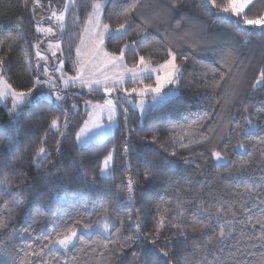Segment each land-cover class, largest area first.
Returning <instances> with one entry per match:
<instances>
[{"label": "trees", "instance_id": "16d2710c", "mask_svg": "<svg viewBox=\"0 0 264 264\" xmlns=\"http://www.w3.org/2000/svg\"><path fill=\"white\" fill-rule=\"evenodd\" d=\"M58 3L41 0L33 11L32 0L27 5L25 0H0V39L4 40L0 59L5 78L18 91L31 87L37 76L48 79L43 67H36L34 45L39 43V50L49 57L39 63L49 68V76L57 83L55 87L38 85L29 102L11 114L0 106V220L10 225L0 230V264H214L216 259L232 264L228 257L233 254L244 264H264V247L256 239L262 229L252 227L264 218V167L257 166L264 153V87L252 90L264 70V30L245 26L242 18L225 17L209 0H106L103 23L117 27L128 21L129 26L119 39L106 36L105 48L118 55L125 44L142 39L135 50L125 51L124 62L130 67L140 56L151 64L163 62L167 49H172L182 70L178 95L147 110L141 122L135 109L120 102L114 132L98 143L79 146L74 128L81 123L82 109L74 113L73 126L61 137L49 124L53 118L63 121L65 115H72L67 101L60 108L45 99L32 100L55 88L69 91L58 84L56 61L64 56L66 71H75V47L92 0L70 5L63 33L57 30L53 38L40 37L36 23L47 17L38 19L35 12L46 7L44 14L59 12L63 0ZM132 4L136 7L130 10ZM246 14L249 18L264 15V0H253ZM48 41H61L63 52L53 57L43 48ZM99 92L72 97L81 105L87 96L101 98ZM246 116L257 129L237 135L247 127ZM186 132L208 139L190 144ZM237 141L245 145L244 152L235 149ZM125 143L130 146L126 156ZM40 146L50 153L46 160L33 159ZM113 149L110 173L101 177L102 159ZM212 150L224 153L228 162L216 166ZM242 164L247 165V176L240 179L235 173ZM146 171L149 179H145ZM246 187L252 188L251 196ZM165 207L169 209L166 226L152 244ZM217 207L225 210L221 212L224 220L233 221V234L221 240L218 227L193 231L198 220L204 221L206 213L201 209L210 210L215 225ZM105 209L113 225L109 232L83 235L59 255L48 248L40 257L33 255L46 243L45 237H54V229L59 231L76 220L92 223ZM229 209L237 213L234 219L227 214ZM117 230L121 239L113 244ZM160 249L168 252L167 257Z\"/></svg>", "mask_w": 264, "mask_h": 264}, {"label": "snow or ice", "instance_id": "6c2138e0", "mask_svg": "<svg viewBox=\"0 0 264 264\" xmlns=\"http://www.w3.org/2000/svg\"><path fill=\"white\" fill-rule=\"evenodd\" d=\"M28 0H25V4L27 5ZM51 0H49V3ZM76 0H66V4L63 10L61 11H51V14L47 17L49 23L48 27H42L39 24L36 26V31L39 33H43L45 36H55L57 30L61 33L64 32L66 27V12L68 10L69 5H75ZM209 3L212 7L216 8L221 14H223L227 18H242L243 24L249 27L260 28L264 30V15H261L257 18H249L246 14V9L250 4L253 3V0H226L225 3L220 4L217 3V0H209ZM33 11L35 7L41 6V0H32ZM105 7V0H92L91 3V11L87 13V19L84 24L83 34L80 37V44L76 47V63L74 64L76 75L67 76L65 78V74L63 72L64 61L59 60V66L55 68L56 72L61 73L60 79L62 80L65 87L70 85H75L79 83L81 87H87L90 91L95 89H101L106 94L108 98L104 100L102 104H91V102H85L86 105L92 108V111L88 113L89 119L84 122V125L80 128L79 132L76 134V139L80 143H86L87 140L96 134L97 130L104 129L106 127H110L111 123L114 121L117 113L118 104L120 103V98L117 100H113L111 98L112 94L117 91H123L125 96L123 97V102L131 103L128 97L132 94H137L141 97L139 102L135 105L139 107L141 114L143 115L148 108L154 107L157 103L162 102L168 95V93L164 92L163 89L166 85H175L178 84L179 78L181 75V67L176 63L177 53L172 51V49H167L168 58L164 60V62L157 67H152L149 61L145 60V57L140 56L139 60L132 67H128L124 63V55L125 51L128 49L135 50V44L140 41H133L130 44H125L119 52V55L115 53H109L104 50V38L105 36L114 37L119 39L122 35H124L129 26V22L125 21L118 25L114 30L110 28V25L102 23V12ZM136 4L131 5V9H135ZM75 23V19H74ZM54 25V26H53ZM4 43V40L0 39V45ZM37 49L35 55L38 58L37 60V69L43 67V74L48 76V79L41 80L39 76H37L32 86L27 88L26 90H17L15 89L11 83L5 78L3 72V64L4 60L0 59V100H4L7 98H11L12 106L9 109V113L15 112L18 108L23 106L25 103L29 102L34 90L40 84H51L55 87V77L49 76V68L46 65H40V60H47L48 57L44 56L39 50L40 44L37 43L34 45ZM48 47L52 50V56L56 57L57 51L63 52L59 41L56 43H52L49 41ZM186 61L188 57H183ZM111 67L116 69L111 75L107 72L102 71ZM155 73V86L152 84H144L143 87L140 88H132L127 89L124 88L123 85L126 80H131L132 83H141L143 84L144 79H148L151 75ZM223 79V77H221ZM258 87H264V70L260 72V74L256 77L254 83L252 84V90L255 91ZM151 93L152 100L150 104H146L144 97ZM63 99L62 96L57 95L56 101H61ZM76 105H73L75 108ZM126 111V110H125ZM106 114L107 120L109 121L108 125L103 123V118ZM244 121L250 127L252 126L251 120L246 116L244 117ZM63 123L64 128L66 129L69 124V117L65 115L63 117V121H61L60 117H56L51 119L49 124L50 130H55L60 134V136L64 135V132L61 131V124ZM249 128L241 129L237 135L248 134ZM186 135L191 137L189 139V143H204L208 138L200 137L199 139L195 138L194 133L186 132ZM47 133H45V137L42 138L41 144L46 141ZM156 136H153V141H155ZM184 137H181L183 140ZM187 147V145H184ZM236 148L245 149V145L240 141H237ZM130 150V146L128 143L124 145V155L126 156ZM57 151H59V141L57 142ZM50 153L44 146H40L35 150L33 159L46 160ZM175 155V153H173ZM211 157L214 162L219 163L220 161H227V156L221 151L212 150L210 152ZM262 160L257 162L258 167H264V153H261ZM114 160V149L109 151L107 155L103 157L100 166V175L101 177L106 176L110 169L112 162ZM236 176L240 179H243L247 176V165H240L236 169ZM150 173L148 171L145 172V179H149ZM127 192L128 198L131 201L133 199V181L131 177H129L127 182ZM245 192L252 195V188L246 187ZM243 207V205H242ZM202 213H206L204 215V221L198 220L197 225L198 228H194L193 231H201L202 233L207 231H214L215 227L219 228L218 238L223 240L228 236H231L235 231L233 227L232 220H224L221 216V212L225 211L221 207L216 208V216L215 221L216 224H213V216L211 215L210 210L201 209ZM247 211V209H245ZM169 212L168 208L162 209V214L160 215L157 221L156 231L154 233V238L151 240L152 244H155L159 239L161 234V229H163L165 225V221L167 220V213ZM183 212L181 211V213ZM227 214L231 215L233 219L236 217L237 213L232 212L230 209L227 210ZM249 223H252L249 221ZM256 225H260L262 231L256 239L260 241V246L264 247V218L258 219L255 223H252V227L255 228ZM10 225L6 223L4 220H0V230H6ZM104 232H109L113 227L111 218L107 213V210H104V214L101 215L96 221L92 223H84L83 220H76L71 225L61 228L59 231H55L54 237L49 236L45 237L46 243L39 249V251L34 252L33 255L36 257H40L44 254L45 248H48L51 252L52 250L57 251V255H59L60 250H64L67 252L70 246H73V242L76 239H83V234L92 233L94 230L101 228ZM173 227L179 228V225H173ZM81 228L83 229V233H81ZM137 230H139L140 225L136 224ZM241 237L243 238V233H241ZM119 233L117 230V240L112 241L113 244L119 243ZM125 240L129 238H123ZM255 246V245H254ZM107 247V245H105ZM124 246H120V251L123 252ZM223 251V249H220ZM161 254L164 257H167L168 252L160 249ZM252 255V253H249ZM228 260L232 262V264H244L243 261L236 258V254L230 255ZM44 264H48V262H44ZM207 264H213V262H207ZM214 264H224L223 261L216 259Z\"/></svg>", "mask_w": 264, "mask_h": 264}, {"label": "rangeland", "instance_id": "374dc122", "mask_svg": "<svg viewBox=\"0 0 264 264\" xmlns=\"http://www.w3.org/2000/svg\"><path fill=\"white\" fill-rule=\"evenodd\" d=\"M52 1V3L55 5V6H59L58 4V0H51ZM105 2H106V0H105ZM63 7L59 10V11H61V10H63L64 9V7H65V4H66V0H63ZM106 4V3H105ZM69 7H70V5L68 6V9H69ZM46 9H47V7L46 8H44V10L43 9H38L36 12H35V15H36V17L39 19V18H43V17H48L50 14H51V11H53V10H49L46 14H44V11H46ZM103 15V14H102ZM234 18V17H233ZM49 21H48V19H46V20H44V21H42V22H37L36 23V26H37V24H39L40 26H42V27H48L49 26ZM102 23H103V21H102ZM106 24V23H105ZM36 26H35V29H36ZM54 26V25H53ZM118 27V26H117ZM117 27H111L110 26V28L111 29H115V28H117ZM57 32V31H56ZM38 34H39V36L40 37H50V38H53L54 36H45L43 33H39V32H37ZM82 34H83V32H82ZM81 37V36H80ZM105 39H106V36H105V38H104V41H105ZM52 43H56L57 41H51ZM59 43L61 44V41H59ZM48 44H49V41L47 42V43H45L44 45H43V48H46L49 52H52V50H50L49 49V47H48ZM80 44V41L78 42V44H77V46ZM76 46V47H77ZM76 47H75V49H76ZM103 47H104V50L105 51H107V52H109V53H111L108 49H106L105 48V46L103 45ZM41 50V49H40ZM41 53L44 55V56H46V57H48V55H47V53L46 52H43V51H41ZM119 55V54H118ZM75 57H76V55H75ZM49 58V57H48ZM168 58V56L166 57V59ZM165 59V60H166ZM48 60V59H47ZM59 60H63V61H65V58H64V56H62V55H60V57H58L57 58V61H56V66H55V68L56 67H58L59 66ZM137 60H139V58L137 59ZM164 62V61H163ZM163 62H160V63H154V64H151V66L152 67H157L158 65H160V64H162ZM125 63V62H124ZM126 64V63H125ZM127 65V64H126ZM128 66V65H127ZM128 67H130V66H128ZM132 67V66H131ZM55 71V70H54ZM102 71H105V72H107L109 75H111L114 71H117L116 69H113V68H111V67H108V68H106V69H103ZM63 72H64V74H65V78L67 77V76H74V75H76V70L72 73V74H70V73H68L67 71H66V69H65V63H64V65H63ZM55 75H56V77L58 78V80H59V82H58V84H59V86L61 87V88H63V89H69V91H63V90H61V89H59V88H55L54 90H51V91H46V92H40V93H38L37 95H35L33 98H32V100H38V99H45V100H47V101H51V102H53V104L55 105V106H58V107H62V106H65V102L67 101V103H68V106H69V108L71 109V111H72V115L70 114L68 117H69V124H68V126H67V128L65 129L64 128V126H63V123L61 124V131H63L64 132V135H67L68 134V131H69V128L71 127V126H73V121H72V118H73V115H74V113L75 112H77V111H79L80 109H82L83 110V117H82V119H81V123L77 126V127H75L74 128V140H75V144H77V145H79V146H86L88 143H98L99 141H101V140H103V139H105L107 136H110V134H112L114 131V127L116 126V124H117V115H118V112H119V106H120V103L118 104V108H117V113H116V117H115V119H114V121L111 123V126L110 127H106V128H104V129H101V130H97L96 131V134L94 135V136H91L88 140H87V142L86 143H80V142H78L77 141V139H76V134H77V132H79V130H80V128L84 125V122L86 121V120H88L89 119V116H88V113L89 112H91L92 111V108L91 107H89L88 105H86V103L85 102H91V104H97V103H100V104H102L103 102H104V100L106 99V98H108L107 96H106V94L103 92V90H102V88L101 89H95V90H92V91H100L99 93H101V98H97V99H94V98H92V97H86L85 98V100H83L82 102H81V105H79L78 103H77V100H76V98L73 96L72 97V95H81V94H83V93H85V92H92V91H90L87 87H81L80 85H79V83H76L75 85H70V86H68V87H65V85L63 84V82H62V80L60 79V77H61V73L60 72H56L55 71ZM155 77H156V74L155 73H153L152 75H151V77L150 78H148V79H144V81H143V84H141V83H132L131 82V80H126L125 81V83H124V85H123V87L124 88H127V89H132V88H140V87H143V85L144 84H152L153 86H155ZM55 83V82H54ZM55 84H57V83H55ZM47 85H49V84H47ZM176 86H177V84H175V85H166L165 86V88L163 89V91L164 92H166V93H168V95H167V97L162 101V102H160V103H157L154 107H150V108H148V110L149 109H154V108H156L157 106H160L162 103H164L165 101H167V99L168 98H170V97H174V96H176V95H178V93H177V89H176ZM71 88V89H70ZM59 90H61V91H59ZM67 93H69V95H67ZM57 95H60V96H62L63 97V99L61 100V101H56V96ZM125 96V93L123 92V91H118V92H115V93H113L112 94V96H111V98L113 99V100H117L118 98H120V102H122V103H124V104H126L127 106H129V107H131V108H133V109H135L136 110V112H137V115H138V118H139V121L141 122L142 120H143V116H144V114L142 115L141 114V111H140V109H139V107H136L135 105L139 102V100L141 99V97L139 96V95H137V94H132V95H130L129 97H128V99L131 101V103H127V102H123V97ZM144 99H145V101H146V104H150V102H151V100H152V94L151 93H149V94H147L145 97H144ZM76 105V107L75 108H73V105ZM0 106H2V107H4L5 108V110L7 111V112H9V109L11 108V106H12V101H11V98L9 97V98H7V99H4V100H0ZM252 122V126L250 127L248 124H247V127L246 128H249L250 130H249V132L250 131H255L256 129H257V125H256V123L255 122H253V121H251ZM103 123L105 124V125H108L109 124V121L107 120V117H106V114H105V116H104V118H103ZM55 131V130H54ZM63 135V136H64ZM63 136H61V137H63ZM235 149L240 153V152H244L245 151V149H239V148H236L235 147ZM112 151V150H111ZM108 154V153H107ZM106 154V155H107ZM103 160V159H102ZM212 160H213V158H212ZM213 162H214V160H213ZM228 161H220L219 163H216V162H214V164L217 166V165H223V164H226ZM101 166V165H100ZM112 167V166H111ZM111 170V169H110ZM109 173H110V171H109ZM109 173L106 175V176H108L109 175ZM99 175H100V172H99ZM105 177V176H104ZM94 231H99V232H101V233H103L104 231H103V229H102V227L101 228H98V229H96V230H94ZM81 233H83V229H81ZM104 233H107V232H104ZM83 235H85V236H89V235H91V233H87V234H83ZM75 241V240H74ZM55 250V249H54ZM62 250V249H61Z\"/></svg>", "mask_w": 264, "mask_h": 264}]
</instances>
